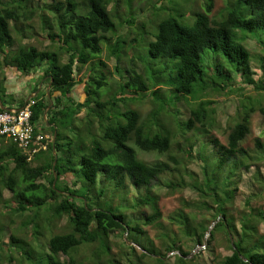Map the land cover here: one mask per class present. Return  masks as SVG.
Returning a JSON list of instances; mask_svg holds the SVG:
<instances>
[{
  "label": "trees",
  "instance_id": "1",
  "mask_svg": "<svg viewBox=\"0 0 264 264\" xmlns=\"http://www.w3.org/2000/svg\"><path fill=\"white\" fill-rule=\"evenodd\" d=\"M33 1L0 0V70L14 69L21 76L40 71L42 87L50 83L49 97L35 96L31 107L34 136H48L43 139L46 149L28 162L17 145L0 137V264H121L111 253L109 235L114 232L120 237L126 233L120 245L126 264H165L171 252H176V264H193L200 251L191 255L185 240L205 246L211 264H264V233L258 230L264 204L252 203L264 199V141L256 138L252 148L247 146L251 115L264 117V75L254 79L253 54L243 43L247 37L255 39L264 51V0H224L218 18L209 16L212 0H204L202 11L187 10L188 0H162L164 10L149 2L139 10L137 0H37L36 6ZM186 12L191 22L184 19ZM34 20L50 47L22 44ZM21 22L24 26H18ZM124 28L132 30L131 39ZM101 54L116 60L119 79L111 81ZM234 75L242 80L236 82ZM6 79L0 78L1 107L7 98L14 100ZM79 84L82 101L71 96ZM109 88L114 91L108 93ZM230 96L238 101V110L226 120L225 143H220L210 131L221 128L215 100ZM253 98L257 101L251 102ZM144 99L152 109L142 119L130 105ZM178 101L187 109L186 118ZM24 102L19 100L18 106ZM83 122L81 139L77 124ZM136 150L166 154L167 159L148 163ZM193 160L201 163L202 177L187 168ZM252 167L258 192L247 196L237 219L230 208L241 172ZM157 184L166 195L185 189L197 194L192 205L182 200L158 233L165 254L152 242L141 243L146 241L142 226L161 219ZM190 207L197 212L189 213ZM132 214L138 219L128 216ZM216 234L224 235L219 247L228 255L214 254L210 245ZM128 242L143 251L137 255Z\"/></svg>",
  "mask_w": 264,
  "mask_h": 264
},
{
  "label": "rangeland",
  "instance_id": "2",
  "mask_svg": "<svg viewBox=\"0 0 264 264\" xmlns=\"http://www.w3.org/2000/svg\"><path fill=\"white\" fill-rule=\"evenodd\" d=\"M47 1H50V0H47ZM33 2H34V6H36L37 0H35ZM147 2H149V4H153L157 8L163 7V10H164L165 4H166V2L162 1V0H137V1H135L134 4L137 6L136 8H139V10H141V9L143 10L144 6L147 4ZM196 2H197V4L194 5L191 0H188L185 8L187 10L190 9V11H193V10L198 9V7H199V11H202L201 8L204 4V0H200V1L196 0ZM212 2H213V7L211 9L209 16L214 17V18H218L220 13L225 8L224 0H212ZM39 4L42 5V2H39ZM191 7H193V8H191ZM143 13L137 14V18L141 20V18L144 17ZM159 13H161V12H159ZM145 15H147V14H145ZM185 15L186 16L184 17V19H186V22H191L192 16L188 15L187 12L185 13ZM33 22H34V24L28 30V32L31 33V35L27 38L22 39V44H24V45L29 44V45L35 46L41 50L50 47L51 46L50 42L45 37V33H43L40 30V26H39L38 22L36 20H34ZM18 24H19L18 26H21V25L24 26L23 22L18 23ZM125 28L122 31V33L128 32L129 33L128 38L131 39L133 37V34H130L132 30L129 29L130 31L129 30L127 31ZM24 33L26 35H28L27 32L24 31ZM12 35H13V37L16 38L15 33H12ZM248 38L249 37L245 38L243 40V43H244V46L249 50L250 54H253L252 55L253 59L251 61V67L255 72V75H254V79H255L258 76L264 75V51H262L261 48H259L257 46L255 39H252V38L248 39ZM20 39L21 38L18 37L19 41H20ZM19 41H17V42H19ZM145 42H146V39L143 38V42H141V46L144 45ZM263 47H264V44H263ZM142 48H144V47L142 46ZM146 53L147 52H145V55H146ZM126 55L124 54L123 57L120 58V60H121L120 67L121 68H123L124 63L126 61V57H127ZM63 58H65V57H63ZM100 59L105 60L106 67H107L106 70L111 72V79H112L111 81H113L114 79H119L118 74H116L114 71V66H115L116 60L113 58H109L107 60L105 58V54H101ZM260 59L263 61H261ZM145 61H146V63H150L148 58H145ZM261 62L263 63V68H261ZM154 67L157 68L158 66H154ZM136 68L140 72H143V66L140 62H137ZM10 70L8 68H5L4 70H0V78L3 75L5 76V78L7 77V79L4 82L5 86H6V84H8V82L11 85L13 84V82L18 85L17 78L14 77V74H15L14 69H10ZM81 75L83 78L86 77V74L84 75V73ZM81 75L77 78L81 79L82 78ZM234 78H235L236 82H240L242 80V78L240 76L234 75ZM19 79H20V83H22L21 79H23V78L19 77ZM26 79L27 78H24L23 80H26ZM35 82L38 83L37 89L35 92L37 95H35V96H37V98H43V95L46 94V88L47 87L46 88L42 87L40 89L41 80H38V81L36 80ZM31 83L32 82H28V83L25 82V86L23 88H20V91L19 90L15 91L14 90L15 88L12 85V87L14 89L12 87H10V89L14 90V92H12V94H13L12 98L14 100L12 102L11 100L6 99L7 100L6 106L9 104V105H12L13 107L14 106L17 107V105L19 104V100H21V99L27 100L28 98L30 99L31 97H29V96L32 94L29 92L28 87H30ZM26 84H29L28 87H26ZM246 89L252 93L250 87L246 86ZM112 91H114V89L109 88L108 93H110ZM15 92H18V93L16 95H14ZM8 94H11V93L9 92ZM113 94H115V93H113ZM262 95H264V92L261 93V96ZM71 96L73 97V99H76L79 101L84 100L85 95L83 93V84L77 85L72 90ZM261 96L259 95L258 99H261ZM46 98H47V94H46ZM32 100H34V98ZM149 101H150L149 99L148 100L144 99L141 102L131 104L130 107L137 110L140 113L141 118L144 119V118H146V116L148 115V113L152 109V104ZM215 101H216L215 108H214L215 109V112H214L215 118H216L217 123L221 126V128L217 129V128L212 127L210 131H211V134L213 136H215L220 141V143H225V137H224V134L222 132V129H223V127H225L227 119H229L233 116L236 117L237 110H238V107H237L238 101L233 96H230L227 99H224L222 97H217ZM254 101L256 102L257 98H253L251 100V102H254ZM263 105H264V103H263ZM177 107L181 110L183 118H186V114L188 112H187V109L185 108L183 102L178 101ZM120 108L123 109V105L120 104ZM80 115L83 117V114H80ZM77 125H78L77 127L79 128L78 135L81 139H83L85 132H86L85 123L83 122V123H80ZM88 137L89 136H87V138L84 139L85 142L87 141ZM256 138H259L261 141H264V117H262L260 115V113H258V112H255L251 115V132H250V136H249L248 141H247V146H250V148H252L254 145L253 141ZM5 142H7V141H5ZM179 145H180V147H183L182 143H180ZM193 154H194V151H193ZM136 155L138 158H140V159H142L148 163H153V162L155 163L157 161H165L167 159L166 154L157 155L154 152L153 153H151V152L146 153V152H141L139 150H136ZM30 162H32V160ZM32 164H33V166L35 165V163H32ZM260 166H261L260 171L264 174V167L261 164H260ZM187 168L191 169L194 174L198 175L199 177H202L201 171H200V168H201L200 162L193 160L192 162H190L188 164ZM255 169L256 168L252 167V168L248 169V171L244 170L241 172V177H240L241 179H239V182H238V190L235 193V198H234L233 204L230 208L231 213H233L234 216L237 217V219L239 217L237 214L240 213L241 211H243L244 201L247 198V196H249L253 192H258L257 187H256V183L253 179ZM42 181L45 182L44 179ZM154 191L159 195L158 209L161 213V219L159 220L158 224L154 223L155 225H153V226H142V229L146 232V237H145L146 241L142 240L141 243L149 245V242H152L153 243L152 247H154L158 251L160 249V252L165 254L164 250L161 248V243L159 241V238L157 239L158 233L163 231V228L167 227L169 225L170 220L168 218L174 212V210H176L177 208H180L181 201L184 200L188 204L192 205V203L197 199V194L193 190L185 189L182 193H175L173 195H166L165 194L166 189L163 188L162 186H159L158 184L154 186ZM3 193H4L5 198H8L10 196V193L7 190H4ZM252 203H253V206L255 205L256 207H258V206L264 204V199L256 200V201H253ZM190 208H192V209H189L188 212L189 211L191 213L197 212V209H194L193 207H190ZM0 210H1V208H0ZM144 212L146 213V212H148V210L144 209ZM128 216L132 219H138L137 214L136 215L132 214V215H128ZM199 218L202 219L201 216ZM59 225H62V222ZM210 229L211 228H209L208 230L210 231ZM258 230H259V233H264V223L259 225ZM173 232L175 234H177L178 237L180 236L178 231L176 230V227H173ZM8 234H9L8 228H5L4 232H3V237H2V241L5 242V244L7 242ZM118 234H119L118 232L117 233L114 232L113 234L109 235L111 253L113 255H115L117 259L120 258L121 264H126L127 261L124 258L122 259L121 253L123 251L120 249V245L123 241L122 239H126V233H124V234L122 233V237L118 236ZM224 239H225L224 235H220V234L215 235V241H214L215 244L212 243V245H210L212 247L215 255L220 254L221 256H225V255H228L230 253L229 251L225 250V248L219 247V246H222L221 242ZM182 240H184V239H182ZM128 243H129V245L133 244V246L136 249L137 255L143 251L141 246H138L135 243H130V242H128ZM177 245H179V243H177ZM185 245H186L187 249H192L191 255H194L198 251H200L199 255H197L198 256L197 259L193 262V264H211L212 263V254L209 251L204 249L205 246H200V247L195 246L193 242H189V241L186 242V240H185ZM185 245H182V246L185 248ZM175 254H176V252H171V253L166 254V256H167L166 258L168 259V261L165 264H176V260L173 258ZM145 264H148V262H146Z\"/></svg>",
  "mask_w": 264,
  "mask_h": 264
},
{
  "label": "built area",
  "instance_id": "3",
  "mask_svg": "<svg viewBox=\"0 0 264 264\" xmlns=\"http://www.w3.org/2000/svg\"><path fill=\"white\" fill-rule=\"evenodd\" d=\"M33 100L26 101L21 107H11L9 110L0 111V137L10 140L26 155L30 162L34 155L41 149H46L43 143L46 135L34 136L33 125L31 124V107ZM32 139H34L32 141ZM32 141V142H31Z\"/></svg>",
  "mask_w": 264,
  "mask_h": 264
},
{
  "label": "crops",
  "instance_id": "4",
  "mask_svg": "<svg viewBox=\"0 0 264 264\" xmlns=\"http://www.w3.org/2000/svg\"><path fill=\"white\" fill-rule=\"evenodd\" d=\"M11 71V70H10ZM15 72V74H14V77H16L17 78V81H18V85L16 84V83H14L13 82V87L15 88H13L12 87V85L8 82V84H6V91H7V93H11L10 95L12 96L13 94H12V92H14V90L16 91V90H19L20 91V88H23L24 86H25V82H32L31 84H30V87H28V85L29 84H26V87H28L29 88V92L32 94V95H30V96H35L36 95V91L35 92H33V89H34V87L36 86V83L37 82H35L36 80L38 81V80H40V78L42 77V72H40V71H37L36 73H34V74H31V75H28V76H21L20 74H19V72H17L16 70H14ZM19 77H22L23 79L24 78H27L26 80H23V79H21L22 80V83H20V79H19ZM36 77V78H35ZM7 78V77H6ZM36 79V80H35ZM30 80V81H29ZM43 80L44 79H42L41 80V85H40V89L42 88V84H43ZM10 87H12L13 89H10ZM9 90V91H8ZM18 92H15V94L14 95H16ZM29 96V97H30ZM7 100H11L10 99V97L9 98H7ZM18 106V105H17ZM5 107H8V108H11V107H13L12 105H5ZM14 108H16L15 106H14Z\"/></svg>",
  "mask_w": 264,
  "mask_h": 264
},
{
  "label": "water",
  "instance_id": "5",
  "mask_svg": "<svg viewBox=\"0 0 264 264\" xmlns=\"http://www.w3.org/2000/svg\"><path fill=\"white\" fill-rule=\"evenodd\" d=\"M49 89H50V83L47 85V88H46V94H47V97H49ZM29 99V98H28ZM27 99V100H28ZM53 105V103H52V101H50L49 102V105H48V107L45 109V111H44V113H43V120H44V122H46L47 121V119H46V113H47V111H48V109L51 107ZM0 108L2 109V110H9L8 108H5V107H1V102H0ZM54 138H55V132H54V135H53V140H54ZM54 163L55 162H53V165H52V167L54 166ZM52 185H54V181H53V184ZM214 224L215 223H213L209 228H212L213 226H214ZM209 235V232H207V235L206 236H208ZM129 244V243H128Z\"/></svg>",
  "mask_w": 264,
  "mask_h": 264
},
{
  "label": "clouds",
  "instance_id": "6",
  "mask_svg": "<svg viewBox=\"0 0 264 264\" xmlns=\"http://www.w3.org/2000/svg\"><path fill=\"white\" fill-rule=\"evenodd\" d=\"M36 95H37V94H36ZM30 97H31V98H30V99H28V100H25V102H26V101L28 102L29 100H32V99H33L35 96H33V97H32V96H30ZM25 102H24V103H25ZM23 105H24V104H23ZM23 105H22V106H23ZM3 107H5V106H3ZM17 107H20V106H17ZM5 108H8V107H5ZM8 109H9V108H8ZM1 111H3V110L1 109Z\"/></svg>",
  "mask_w": 264,
  "mask_h": 264
}]
</instances>
